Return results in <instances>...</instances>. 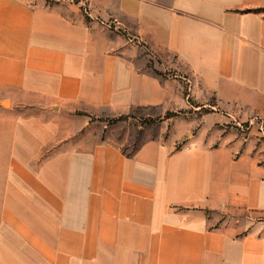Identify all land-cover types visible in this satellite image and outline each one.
Segmentation results:
<instances>
[{
  "label": "crops",
  "instance_id": "0c3cea01",
  "mask_svg": "<svg viewBox=\"0 0 264 264\" xmlns=\"http://www.w3.org/2000/svg\"><path fill=\"white\" fill-rule=\"evenodd\" d=\"M246 2L109 0L106 15L175 56L219 103L259 110L264 17L237 12ZM74 8L0 0V259L264 264V229L245 217L256 213L252 157L150 141L128 158L100 139L92 119L168 110L180 96Z\"/></svg>",
  "mask_w": 264,
  "mask_h": 264
},
{
  "label": "rangeland",
  "instance_id": "374dc122",
  "mask_svg": "<svg viewBox=\"0 0 264 264\" xmlns=\"http://www.w3.org/2000/svg\"><path fill=\"white\" fill-rule=\"evenodd\" d=\"M46 5L63 3L78 9L84 20L107 25L127 43L128 58L134 67L159 80L172 82L180 99L173 107L135 108L126 115L92 119L100 127V139L116 142L124 155L133 154L150 141L174 142V147H207L227 153L231 160L252 157L256 162V213L245 212L264 229V108L256 110L238 104H221L200 81L165 50H158L136 38L133 24L122 19L126 27L114 22L108 13L109 0H30ZM237 12H255L264 17V0H246ZM7 107L8 104H5ZM37 112L36 110H34ZM27 114L20 107L15 113ZM82 115V113H78ZM168 117L165 119V117ZM121 118V120H118ZM16 259H0V264H45L43 253L15 252Z\"/></svg>",
  "mask_w": 264,
  "mask_h": 264
},
{
  "label": "trees",
  "instance_id": "16d2710c",
  "mask_svg": "<svg viewBox=\"0 0 264 264\" xmlns=\"http://www.w3.org/2000/svg\"><path fill=\"white\" fill-rule=\"evenodd\" d=\"M167 118L168 117L166 116L165 119H167ZM118 120H121V118H119ZM134 154H135V152L133 154H126L125 156L129 158V157L133 156Z\"/></svg>",
  "mask_w": 264,
  "mask_h": 264
}]
</instances>
